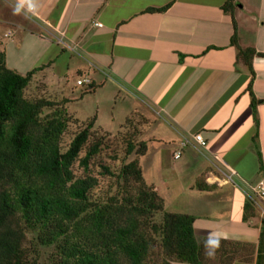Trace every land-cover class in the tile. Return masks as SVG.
I'll use <instances>...</instances> for the list:
<instances>
[{
	"label": "crops",
	"instance_id": "1",
	"mask_svg": "<svg viewBox=\"0 0 264 264\" xmlns=\"http://www.w3.org/2000/svg\"><path fill=\"white\" fill-rule=\"evenodd\" d=\"M3 26L8 67H45L37 76L49 90L64 92L70 74L89 78L94 91L109 83L147 110L150 127L168 126L167 136L150 138L160 149L142 169L146 182L164 198L176 195L198 242L232 244L230 254L214 255L264 264V202L260 210L242 189L218 182L220 172L192 147L173 159L182 137L201 133L241 180L264 177V0H0ZM247 49L249 66L239 56ZM166 138L171 165L162 158Z\"/></svg>",
	"mask_w": 264,
	"mask_h": 264
},
{
	"label": "trees",
	"instance_id": "2",
	"mask_svg": "<svg viewBox=\"0 0 264 264\" xmlns=\"http://www.w3.org/2000/svg\"><path fill=\"white\" fill-rule=\"evenodd\" d=\"M253 52H239L248 66ZM43 68L22 74L0 52V264H38L43 247L51 249L49 264H230L212 251L230 254L231 243L198 242L194 217L167 211L146 182L147 143L133 138L139 133L128 135L124 149L134 159L114 170L102 161L109 143L94 135L95 117L62 147L68 101L24 95ZM92 167L101 169L97 176ZM98 176L112 180L113 193L96 200Z\"/></svg>",
	"mask_w": 264,
	"mask_h": 264
},
{
	"label": "rangeland",
	"instance_id": "3",
	"mask_svg": "<svg viewBox=\"0 0 264 264\" xmlns=\"http://www.w3.org/2000/svg\"><path fill=\"white\" fill-rule=\"evenodd\" d=\"M7 30L9 29H6L5 26L0 29V37L2 38L3 43L7 40L3 38V34ZM14 60L15 58L10 56L12 64ZM18 72L25 74V71L19 70ZM82 78L84 77L70 74L68 80L65 79L66 90L63 92L60 91V89L49 90L48 87H46L47 83L45 78L36 76L25 90L24 95L28 99L45 98L61 104L65 103L64 101H68L66 108L71 122L62 138L63 148H67L73 136L83 127V123L85 124L95 117L96 122L93 128L94 135L104 137L106 143H109V149H105L102 152V161L104 164L110 166L112 170H114L120 164L133 160L134 156L125 157L124 149L126 147L128 135L132 133V135L136 133L138 135L139 133L140 136L137 138L132 137L137 141L146 142L147 145L149 144L151 147L149 155L140 158L142 169L143 167L152 165L155 162V158L158 157V155H154V147L155 149L160 148L153 140H150V138L152 135L155 136V138L167 136L169 133L168 126L163 122L158 121L150 127V121H148L142 114L147 110L143 107H138L134 102L136 100L133 99L124 89L114 88L107 82L108 84L102 88H97L95 91L90 90L87 85L79 86L77 84L78 80ZM45 113H48V110H45ZM124 125L127 127L126 129H124ZM162 143L165 145L163 147L164 154L162 158L166 163L169 162L171 165L170 152L174 144L168 138L164 139ZM185 149H183V151ZM115 156L119 157L117 161L110 160L109 157ZM201 158L204 159L203 157ZM156 169L157 168H155L154 173H156ZM92 170L93 174L96 176L101 171L98 167H92ZM76 173L80 174L82 173V170L76 168ZM159 174L160 171L158 170L154 175L159 178ZM166 174V171H162L163 178L166 177ZM98 179L99 183L93 190V197L96 200L99 198L104 199L109 192L113 193V187L111 186L112 180H110L109 177L98 176ZM167 192L168 191L164 192L167 196L166 198L160 195L165 201V209L170 212L176 210V213L177 211H182L183 208L179 209L178 204L175 201L176 195L172 192ZM50 251V248H41V256L38 264H49L47 258Z\"/></svg>",
	"mask_w": 264,
	"mask_h": 264
},
{
	"label": "built area",
	"instance_id": "4",
	"mask_svg": "<svg viewBox=\"0 0 264 264\" xmlns=\"http://www.w3.org/2000/svg\"><path fill=\"white\" fill-rule=\"evenodd\" d=\"M30 10H32V8H30ZM95 25L98 27L102 26L100 23H95ZM5 36H9V34ZM77 84L79 86H89L91 85V80L84 77L79 79ZM188 146L192 147L199 155H201L209 163L211 168L220 172L222 178H216L218 182L221 181L223 184H231L242 189L246 193L249 201L261 210V203L264 202V177H262L256 184L241 180L236 171L227 166L218 155L208 148V143L201 133L182 137L179 149L173 153V159L175 161L179 160L182 157L183 149Z\"/></svg>",
	"mask_w": 264,
	"mask_h": 264
}]
</instances>
